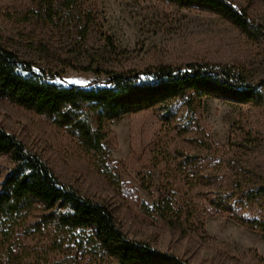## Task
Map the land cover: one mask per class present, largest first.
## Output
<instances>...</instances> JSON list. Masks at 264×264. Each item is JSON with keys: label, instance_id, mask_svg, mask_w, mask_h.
Segmentation results:
<instances>
[{"label": "rangeland", "instance_id": "1", "mask_svg": "<svg viewBox=\"0 0 264 264\" xmlns=\"http://www.w3.org/2000/svg\"><path fill=\"white\" fill-rule=\"evenodd\" d=\"M264 26V0H230ZM0 44L67 84L88 87L148 66L204 64L264 81V39L208 6L166 0H0ZM257 89L264 97V84ZM79 115L107 160L51 119L0 99V126L63 184L103 203L131 240L189 264H264V101L189 90L158 109L98 122ZM13 166L0 156V183ZM254 223L248 228L238 222ZM38 218L0 223V264H114L89 230L34 228Z\"/></svg>", "mask_w": 264, "mask_h": 264}, {"label": "trees", "instance_id": "2", "mask_svg": "<svg viewBox=\"0 0 264 264\" xmlns=\"http://www.w3.org/2000/svg\"><path fill=\"white\" fill-rule=\"evenodd\" d=\"M166 1L185 7L208 6L240 31L264 39V26L251 18L245 8L230 0ZM263 84L264 81L249 83L229 69L188 63L176 67L158 65L130 69L98 79L88 87H80L67 84L57 74L23 60L0 44V99L46 116L105 160L107 157L101 145L104 135L94 132L88 121L79 115L82 105H95L101 126L103 120L158 109L189 90L213 92L239 102H261L264 97L257 87ZM0 156H8L13 164L0 183V223L34 216L38 218L33 225L35 230L53 238L52 245L57 251L62 246L56 232L89 230V235L80 242L91 240L95 248L114 264H189L148 242L131 240L106 205L92 201L60 182L37 155L28 152L2 126ZM238 222L248 228L256 226L243 219ZM257 226L264 227L259 223Z\"/></svg>", "mask_w": 264, "mask_h": 264}]
</instances>
